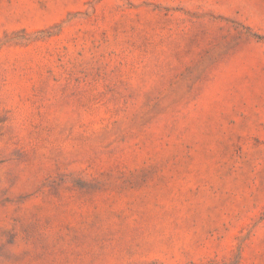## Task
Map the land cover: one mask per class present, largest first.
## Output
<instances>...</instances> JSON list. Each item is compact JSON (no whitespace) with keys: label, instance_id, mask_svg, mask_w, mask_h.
<instances>
[{"label":"rangeland","instance_id":"rangeland-1","mask_svg":"<svg viewBox=\"0 0 264 264\" xmlns=\"http://www.w3.org/2000/svg\"><path fill=\"white\" fill-rule=\"evenodd\" d=\"M0 264H264V0H0Z\"/></svg>","mask_w":264,"mask_h":264}]
</instances>
